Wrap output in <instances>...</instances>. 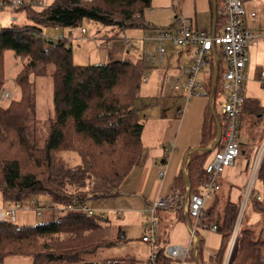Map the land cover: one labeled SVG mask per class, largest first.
<instances>
[{
	"label": "trees",
	"instance_id": "16d2710c",
	"mask_svg": "<svg viewBox=\"0 0 264 264\" xmlns=\"http://www.w3.org/2000/svg\"><path fill=\"white\" fill-rule=\"evenodd\" d=\"M215 5L216 28L219 23L223 27L225 20L219 13L222 0H215ZM150 7L151 0H57L38 12L26 9L32 25L0 28V90L5 78L6 52L10 51L18 60L19 68L14 76L18 97H11L6 106L0 102V192L4 201L18 203L31 197L38 201L47 194L51 202L67 206L117 194L143 150V116L136 106L145 69L143 57L139 54L134 60L75 65L67 41H47L40 36L41 27L74 28L87 20L118 31L151 30L143 18L144 11ZM219 34L214 31V35ZM209 70L206 88L212 97L214 114L207 109L198 151L187 162L189 195L199 193L204 184L203 166L212 152L203 149L215 141L216 122L222 119L219 108L224 68L219 56L210 63ZM214 70L217 75L212 87ZM31 77L49 78L53 84V116L45 121L43 141L38 138L35 86ZM246 100L239 118L246 114L243 113ZM61 152L75 153L79 165L66 166L59 158ZM175 186L186 192L181 174L175 179ZM256 191L261 201L248 207L258 219L246 221L244 213L229 264H264V159ZM211 199L198 226L203 229L216 226L221 243L208 264H221L237 204L229 199V187L223 190L221 184ZM166 212H178L177 220H184L182 210ZM50 214L49 220L35 225L17 226L0 220V264L9 256H30L32 264L135 263L128 257L94 260L99 251L125 241L120 227H112L108 218L74 211L51 210ZM187 219L190 221L189 215ZM164 246L158 249L156 264H171L163 253ZM201 250L199 241L196 257L192 258L196 264H200L197 260Z\"/></svg>",
	"mask_w": 264,
	"mask_h": 264
},
{
	"label": "crops",
	"instance_id": "0c3cea01",
	"mask_svg": "<svg viewBox=\"0 0 264 264\" xmlns=\"http://www.w3.org/2000/svg\"><path fill=\"white\" fill-rule=\"evenodd\" d=\"M31 1L35 0H22L23 5L13 9H30L29 3ZM241 1L246 11V26L254 36L247 47V62L243 69V96L247 99L243 113H246L247 118H249L254 110H261L262 114L256 113V118L259 119L264 115V96L261 94L263 91L260 89L254 93L252 84H259L257 80L258 71L260 69L264 70V0ZM151 5L172 15L173 19L170 21L172 22L171 28H175V20L177 18H182L191 29L206 30L212 33L214 31L222 32L220 23L216 28L215 14L210 0H151ZM8 10L10 9H5L6 12ZM25 16L27 17V15ZM10 20L13 22L18 21L15 16H11L10 18L9 15H0V26H5ZM147 24L153 29H158L150 22H147ZM18 25L17 27H23L28 24L24 21ZM143 31L145 30H141V33ZM107 47L108 45H106ZM123 49L121 45L117 49L110 50V52L105 51L103 59H95L94 64L99 65L112 60H120L118 58L123 56ZM135 51L138 56L140 53L138 50ZM217 52L224 68L222 55L219 50ZM192 53L193 48L191 47L173 48L170 45L167 46L165 65L162 69L157 70L159 76L172 74L176 70L189 65ZM96 58H99V56H96ZM15 73L11 78L14 87ZM209 74V67L199 74L201 75L199 80L203 81L205 85L208 84ZM5 81L6 78H4ZM260 87L262 88L261 85ZM162 90L168 91L161 84L159 85V89L156 84H145V86L139 89V101L144 100L141 106L139 105V101V106L136 105L143 116V129L141 133L143 150L139 161L123 179L117 194L112 197L116 199L113 200L115 204L126 211L137 212L142 217V209L151 201L167 196L173 189H180L181 191V187L175 186V179L179 174L182 175L184 181L183 189L187 190V162L190 156L198 151L197 147L201 143L202 126L207 109L214 114L211 109L212 102L207 98L197 97L186 101L181 94L170 91L167 94H163ZM262 137L259 139L252 137L250 140H247L245 137L244 141L239 142L240 154L237 160L232 167L226 169L219 177L218 182L221 184L223 190L229 187V199L232 203L238 204L239 202L240 191L246 179L249 161ZM210 157L211 154L207 157V160ZM159 172H163L164 177L160 178ZM211 201V198L208 199L205 205H209ZM122 213L121 211L118 218L122 217ZM177 214L178 212H166L162 210H158L155 213L160 241L159 247L168 244L184 245L188 242L189 220L184 211L181 212L184 217L183 221L177 220ZM142 219L144 220V218ZM112 227L120 226L112 224ZM120 229L122 230L121 227ZM123 235L125 239L124 232ZM196 239L197 242L201 241L202 243V250L197 261L200 264H208L209 258L215 254L220 246L221 235L209 230H199ZM124 242H126V239ZM193 263L196 264V261H193Z\"/></svg>",
	"mask_w": 264,
	"mask_h": 264
},
{
	"label": "built area",
	"instance_id": "2783aa9c",
	"mask_svg": "<svg viewBox=\"0 0 264 264\" xmlns=\"http://www.w3.org/2000/svg\"><path fill=\"white\" fill-rule=\"evenodd\" d=\"M23 5L22 0H0V10L18 8ZM29 6L43 7V2L32 1ZM219 13L224 17V25L219 35L206 30H194L189 28L185 20L177 18L175 28L151 29L141 33L139 40L144 47L140 54L143 57L144 73L141 82L146 81V75L151 71L160 70L166 62L167 46L173 48H193L190 64L176 70L172 74L160 75V83L168 91L181 94L186 101L191 98L204 97L212 102V97L203 81L198 79L201 71L208 69L210 63L217 59V50L220 51L224 61V73L222 75L223 97L220 103V114L222 119L218 122L220 131L217 138V146L211 153V157L205 162L203 169L205 181L200 192L189 195L179 189H173L164 197L151 201L142 209L144 218L142 243L149 246V256L144 264H156L158 256V229L155 213L158 210L176 211L182 210L189 215V239L184 245L168 244L163 248V253L171 261V264H194L192 258L196 256L197 239L196 232L209 230L216 232V226L200 228L198 222L203 213L206 201L212 198L220 189L218 182L220 175L232 167L240 154V144L237 140V128L239 116L244 104L243 96V69L247 62V47L253 40V34L246 26V11L241 0H222V9ZM58 31V27H54ZM80 39L88 40L84 28H80ZM123 34V45L131 47L130 39ZM69 36L74 35V28H69ZM49 42L67 40L65 35L58 34L56 38L45 37ZM257 80L264 87V70L258 71ZM12 94L9 90H0V102L10 100ZM264 159V136L256 146L252 158L249 161L245 182L240 191V199L233 226L229 235V246L225 252L223 264L231 261L233 249L236 243L239 228L246 208L250 204L261 201V195L256 191L257 178L260 166ZM160 178L164 177L159 172ZM42 205L39 201H33V211L40 215L43 211L78 212L87 216H96L100 219L108 218V211L93 207L90 202L75 203L67 206H59L50 201L47 194L44 196ZM1 211L5 218L11 222L15 221L16 209L4 207ZM115 216L121 214V210H112Z\"/></svg>",
	"mask_w": 264,
	"mask_h": 264
},
{
	"label": "rangeland",
	"instance_id": "374dc122",
	"mask_svg": "<svg viewBox=\"0 0 264 264\" xmlns=\"http://www.w3.org/2000/svg\"><path fill=\"white\" fill-rule=\"evenodd\" d=\"M42 2L43 7L31 6V10L38 12L42 9H46L55 3L57 0H35V2ZM32 2V1H31ZM8 12L5 9L0 10V15L4 16H15L17 17L18 21L13 22L10 20L8 24L5 26H0V28L8 27V26H19V23H23L25 21L26 24L32 25V22L25 16L26 10H14L13 8H8ZM144 21L152 23L155 28L158 29H169L172 26L171 19L172 15L168 12H164L163 10L156 8L155 6L151 5V8H148L144 11L143 14ZM145 21V22H146ZM146 22V23H147ZM21 28V27H18ZM80 28H84L87 33L88 40L80 39ZM69 28H58V31L54 30V27H41V35L45 37L56 38L58 34H63L67 38V43L72 49V63L75 65H88L94 64L95 59H103L105 56V51L110 52V50H114L119 48L121 45L123 49V56L118 59H131L134 60L137 57L138 50L140 53L142 48L141 42L138 39L141 35V30L137 28H129L124 29V35L127 39L131 41V47L126 48L123 45V42L120 39H123L122 31H118L116 28L112 29L110 27L101 25L99 23L90 22L87 20H83L81 26L74 27V35H68ZM122 42V43H121ZM106 45L108 47L106 48ZM107 49H109L107 51ZM99 56V58H96ZM175 65V64H174ZM18 68V60L12 57V53L10 51L6 52L5 54V78L6 81L3 84V88L7 89L12 94V99H16L18 97L17 89L12 85L11 78L13 77L15 71ZM147 81L145 83L140 84L141 89L145 84H156L159 89L160 78L159 72L157 70L151 71L146 75ZM201 75L198 76L200 79ZM31 81L34 82L35 86V96H36V105H37V131H38V138L40 141H43L46 136V128H45V121L53 116V107H52V94H53V84L49 78L44 77H31ZM262 90L261 93L264 96V88L260 87V84H252V90L255 93L258 90ZM163 94H167L168 91L162 90ZM170 93V92H169ZM139 95L136 99V104L138 105ZM223 97V94H221ZM9 100H5L1 102L2 106L8 105ZM144 103V100L139 101V105ZM138 105V106H139ZM257 112L253 113L249 118L247 116H242L239 120L238 128H237V140L241 142L244 141L245 137L247 140H250L252 137H256L257 139L262 137L263 129H264V115H262L259 119L256 118ZM262 114V112H260ZM241 122V123H240ZM59 158L62 159V162L65 163L66 166L73 167L75 165H79L80 159L79 157L72 152H61L59 154ZM35 200L34 197L29 198L26 201L18 202V203H11L4 201L2 194L0 192V220H8L5 218L1 208L9 207L16 209V216L15 221L12 223L17 226L23 225H35L39 224L43 221L50 219V211H42L40 215H36L33 211L34 205L33 201ZM37 200V199H36ZM113 198H107L97 201H92L90 204L99 209H104L108 211V219H110V223L113 225H118L122 228L126 242L120 244L119 246L103 249L99 251V253L94 257V260L97 262H101L105 259H120L123 257H130L134 260V264H144L145 260L149 256L150 248L148 245L141 242V236L143 232L142 227V219L143 217L141 214L137 212H130L126 211L125 209L121 208L117 204L113 202ZM39 205H42L44 201V197L40 196L38 198ZM112 210H121L122 217L118 218L111 213ZM65 213V212H62ZM245 218L246 221L250 220L249 222H256L258 219L257 215H254L250 211V207H247L245 210ZM11 222V221H10ZM229 246V239L227 240V244L225 247V252L227 251ZM218 251V250H217ZM223 255L222 263L224 262L225 256ZM3 264H32L30 256H9L6 257L3 261Z\"/></svg>",
	"mask_w": 264,
	"mask_h": 264
},
{
	"label": "water",
	"instance_id": "95a60500",
	"mask_svg": "<svg viewBox=\"0 0 264 264\" xmlns=\"http://www.w3.org/2000/svg\"><path fill=\"white\" fill-rule=\"evenodd\" d=\"M212 3H213V11H214V14H215V8H216L215 0H212ZM216 75H217V71H215L214 72V75H213L212 87L214 86ZM216 130H217V134H216V138H215V141L213 142V144L210 147H206V148L203 149L206 152H213L215 150L216 146H217V138H218L219 131H220V127H219L218 121L216 122ZM186 179H187V190L185 192V196H186V198H188L189 197V194H190V191H189V178H188V176L186 177Z\"/></svg>",
	"mask_w": 264,
	"mask_h": 264
}]
</instances>
